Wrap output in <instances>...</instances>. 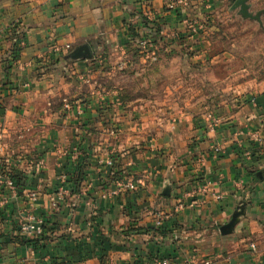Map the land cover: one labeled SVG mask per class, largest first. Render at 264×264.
<instances>
[{"label":"crops","instance_id":"crops-1","mask_svg":"<svg viewBox=\"0 0 264 264\" xmlns=\"http://www.w3.org/2000/svg\"><path fill=\"white\" fill-rule=\"evenodd\" d=\"M225 1L0 0V171L20 184L0 186V264H264V91L178 92L199 41L184 18ZM25 215L46 221L41 246Z\"/></svg>","mask_w":264,"mask_h":264},{"label":"rangeland","instance_id":"rangeland-1","mask_svg":"<svg viewBox=\"0 0 264 264\" xmlns=\"http://www.w3.org/2000/svg\"><path fill=\"white\" fill-rule=\"evenodd\" d=\"M212 15L206 21L197 18L203 29L185 31L199 41L188 51L196 57V63L180 75L182 86L178 92L194 93L198 89L205 96L216 95L220 103L235 104L242 93L254 96L263 92L264 0H226ZM171 70L170 84L178 78L175 66ZM130 84L135 91V84L127 81ZM209 98L203 101L209 103Z\"/></svg>","mask_w":264,"mask_h":264},{"label":"built area","instance_id":"built-area-1","mask_svg":"<svg viewBox=\"0 0 264 264\" xmlns=\"http://www.w3.org/2000/svg\"><path fill=\"white\" fill-rule=\"evenodd\" d=\"M183 24L185 29L188 31L196 32L197 29H203L204 25L202 22H199L196 17L192 16H186L183 20ZM154 31L147 28L146 26L140 29V32L137 34V41L136 45L139 49L140 56L144 59H150L155 60L156 55V46L154 42ZM69 46L67 45L66 48ZM54 51L58 52L59 48L54 47ZM220 151L219 147L214 148V152L218 153ZM107 166H110L112 164L111 160H107L105 162ZM134 180H128L124 184L122 182H118L119 187L126 188L127 190H133L135 188ZM212 184L211 181L207 180L205 181L204 185H200L197 188V192H204L206 188L210 187ZM0 186H3L5 190L11 194L12 196H15L17 194V188H16V182L10 175L0 172ZM29 200L34 201L36 199V194L31 192L28 194ZM215 198L220 199L221 194L215 195ZM62 199V195L59 194L53 201V205L56 206L58 202ZM6 200H2L3 203H5ZM2 205V203L0 204ZM182 203L179 201L175 208L181 209ZM163 217L158 216L156 220V225L160 226L161 221ZM46 226V221L42 218H38L36 220H33L28 215L23 216L18 222H17V232L20 236H23L27 240L29 239H36L40 238L44 233V228ZM142 264H179L177 261V258L172 256H152L148 260H146Z\"/></svg>","mask_w":264,"mask_h":264},{"label":"trees","instance_id":"trees-1","mask_svg":"<svg viewBox=\"0 0 264 264\" xmlns=\"http://www.w3.org/2000/svg\"><path fill=\"white\" fill-rule=\"evenodd\" d=\"M10 175V177H12L14 179V181L16 182V188H17V192H18V189H19V179L16 177V175H11V174H8ZM45 228H44V232H45ZM43 232V233H44ZM44 238V234L42 236H40V238H36V239H29L27 241H29L30 243H32L33 245L35 246H41L40 243L41 241L43 240Z\"/></svg>","mask_w":264,"mask_h":264}]
</instances>
